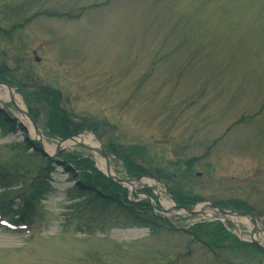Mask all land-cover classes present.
I'll return each mask as SVG.
<instances>
[{"label": "rangeland", "instance_id": "374dc122", "mask_svg": "<svg viewBox=\"0 0 264 264\" xmlns=\"http://www.w3.org/2000/svg\"><path fill=\"white\" fill-rule=\"evenodd\" d=\"M41 11L62 15L27 20ZM0 62L12 69L30 116L36 86L57 89L63 105L93 119L104 136L91 130L74 138H91L97 149L111 141L135 146L149 168L178 173V183L143 176L124 184L136 201L150 189L152 208L172 224L154 233L125 227L108 208L85 210L83 199L69 197L73 182L58 166L30 224L0 214V264H221L186 232L217 219L243 242L256 229L264 245V217L256 225L245 216L217 218L208 206L241 198L264 211V0H0ZM2 92L0 106L16 129L25 126ZM46 115L36 122L53 155L63 140L45 136ZM24 139L0 127V205L13 201L14 210L46 166ZM63 148L89 151L106 175L95 150ZM109 159L128 178L123 162ZM169 188L204 198L194 210L205 212L175 210Z\"/></svg>", "mask_w": 264, "mask_h": 264}, {"label": "trees", "instance_id": "16d2710c", "mask_svg": "<svg viewBox=\"0 0 264 264\" xmlns=\"http://www.w3.org/2000/svg\"><path fill=\"white\" fill-rule=\"evenodd\" d=\"M43 14L49 16L62 15L57 12L41 11L27 20L30 21L35 16ZM0 81L9 83L12 86L19 85L13 77L12 69L8 64L1 62ZM36 87L33 102L38 105L30 107V114L38 121L42 110L47 112L43 123L44 129H46V137L64 140L91 130L98 134L100 139L104 137L98 131V126L93 119L90 117L79 118L74 115L72 110L63 105L61 91L51 87L38 85ZM15 124L16 121L11 113L5 107L0 106L1 129L13 133H16V130L23 131L25 139L22 144L28 151L33 150L37 155H41L46 161V166L34 178L23 197H20L21 205L18 206L19 208L14 210L15 204L13 201L1 203V215L9 216L8 219L15 221L14 223L17 225L30 224L41 199L53 190L51 184L52 173L60 166L69 174V181L73 182L67 189L69 197L83 199L85 210L108 208L110 211L117 213L118 220L123 222L122 224L126 225L127 228H149L154 233L162 229H172L169 219L160 213H156L152 208L150 197L154 195L150 189H144L149 195L148 198L140 201L132 200L129 198L127 188L117 184L96 168L89 151H86L87 153L63 151L56 158H50L39 149L36 141L29 139L25 126L21 125L16 129ZM104 148L109 157H114L123 162L128 178L152 176L159 180L166 179V181L178 183L176 180L178 177L177 172L154 171L145 163L140 162L139 152L135 146H127L111 141L105 143ZM188 164L190 166L191 162H188ZM0 184L3 185L1 182ZM169 193L176 203L182 207L194 206L204 201V198L186 193L181 188H169ZM215 204L223 209L244 211L255 216L264 217V211H259L255 205L245 199L230 198L216 201ZM228 225L232 227L230 223ZM186 232L192 235L193 241H198L204 248L211 250L216 261H221V264H264V251L252 243L241 241L220 220L196 223Z\"/></svg>", "mask_w": 264, "mask_h": 264}, {"label": "water", "instance_id": "95a60500", "mask_svg": "<svg viewBox=\"0 0 264 264\" xmlns=\"http://www.w3.org/2000/svg\"><path fill=\"white\" fill-rule=\"evenodd\" d=\"M0 84H3V85H7L9 88H13V86L12 85H10V84H7V83H2V82H0ZM16 105V104H15ZM16 107L19 109V111L23 114V115H25L29 120H30V123L32 124V126H33V128H34V130L36 131V132H38V133H40V135H41V137H44L43 136V134L41 133V131H40V129H39V126H38V123L36 122V120L33 118V117H31L30 115H29V113L27 112V111H24V110H22V109H20L17 105H16ZM25 125V124H24ZM26 126V125H25ZM27 127V126H26ZM71 138H74L73 136L72 137H70V138H68V139H71ZM68 139H65V140H63V141H61L60 143H59V145H58V148H57V152L55 153V154H53V155H50L47 151H46V149H45V147H44V144H43V142L40 140V139H37V143H38V147H39V149L45 154V155H47L48 157H50V158H56L57 156H58V154H60L61 152H63L64 150H65V148H63L62 147V144L65 142V141H67ZM81 144V146L82 147H84V148H86V149H88V150H95L97 153H99L105 160H106V162H107V171H110V169H111V163H110V159H109V156H108V154H107V152L104 150V148L102 147V148H100V149H94L93 147H91V146H89V145H87V144H85V143H80ZM106 175L108 176V177H110L111 179H113L116 183H118V184H121V185H124L125 183H132L133 181H134V179H122V178H120V177H116V176H113V175H111V174H109V173H106ZM142 177H140V178H137L138 180H140ZM208 206H210V208H213V209H215V210H218L219 211V213L221 214V215H223V216H245V217H250L252 220H253V222H254V224L256 225L257 224V217L255 216V215H252V214H249V213H247V212H244V211H229V210H225V209H223V208H220L218 205H216V204H214V203H211V204H209ZM186 210L187 212H189L190 214H197V213H200V212H202V214L205 212L204 210H201L200 212H196L195 210H194V206H192V207H182V206H180V205H175V210ZM165 212V211H164ZM256 234V229H254V231H253V236ZM252 244L253 245H255V246H257L258 248H260L262 251H264V245L260 242V241H258V240H256V239H252Z\"/></svg>", "mask_w": 264, "mask_h": 264}, {"label": "bare ground", "instance_id": "6f19581e", "mask_svg": "<svg viewBox=\"0 0 264 264\" xmlns=\"http://www.w3.org/2000/svg\"><path fill=\"white\" fill-rule=\"evenodd\" d=\"M0 91H3L1 98L4 101H13L20 109L25 110V106L22 103L21 98L18 96V94L15 92V90L13 88H9L7 85L0 84ZM23 122L25 125H27L30 128L31 133H33L37 139H40L43 142L45 149L48 152L53 153L54 151H52L51 149H49L46 146V142L44 140V137H41L40 133L36 132L34 130V128H32L28 125L30 123V120L26 116H25V119L23 120ZM79 143L88 144L89 146L93 147L94 149L99 148V144L97 142H95L93 139H91V138L83 139L82 137H76V138L68 139L67 141H65L62 144V147L72 146V145L79 144ZM106 173H109V174L116 176V177L118 176L112 167H111L110 171L106 170ZM132 186H133V184H132ZM158 192H161V189H159ZM253 238L260 241L259 237L256 234L253 236Z\"/></svg>", "mask_w": 264, "mask_h": 264}]
</instances>
